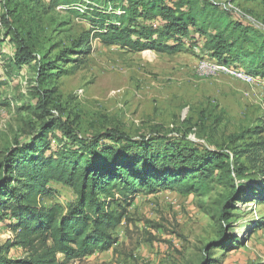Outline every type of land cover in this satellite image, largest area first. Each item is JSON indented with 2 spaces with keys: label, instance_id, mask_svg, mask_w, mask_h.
I'll list each match as a JSON object with an SVG mask.
<instances>
[{
  "label": "rangeland",
  "instance_id": "1",
  "mask_svg": "<svg viewBox=\"0 0 264 264\" xmlns=\"http://www.w3.org/2000/svg\"><path fill=\"white\" fill-rule=\"evenodd\" d=\"M79 1L69 7L58 0H0V56L6 60L0 64V160L15 140L26 143L39 127V92L51 89L47 110L82 136L113 129L138 140L157 134L185 137L222 150L231 160L237 157L235 169L247 170L240 177L235 171L234 191L216 184L206 195L167 189L139 194L126 206L112 248L69 264H264V151L256 164L245 152L264 139V132L256 134L264 129V78L249 84L206 65L218 61L202 44L176 54L129 53L91 38V50L77 54L74 43L95 26V11L87 10L92 3ZM235 4L264 29L263 0ZM15 35L34 58L20 69L10 63ZM48 60L55 69L47 70L44 82L37 68ZM52 186L55 193L43 198L44 206L58 203L67 209L75 202L73 189ZM224 207L230 213L226 222ZM13 236L0 224V246H9L5 255L27 256L21 247L8 245ZM227 237L241 243L230 250L215 247Z\"/></svg>",
  "mask_w": 264,
  "mask_h": 264
},
{
  "label": "trees",
  "instance_id": "2",
  "mask_svg": "<svg viewBox=\"0 0 264 264\" xmlns=\"http://www.w3.org/2000/svg\"><path fill=\"white\" fill-rule=\"evenodd\" d=\"M58 1L69 7L80 2ZM89 1L92 6L87 10L95 11V26L74 43L77 54L91 50V38L129 53L176 54L187 50L188 45L202 44L203 51L210 53L212 59L264 78V29L221 3ZM11 40L16 44L11 65L20 69L34 61L23 38L15 35ZM3 61L5 65L6 60ZM54 65V61L48 60L37 68L38 80L45 82L47 70L55 69ZM52 95L51 89L39 92V127L32 130L26 143L15 140V146L0 160V224L5 223L14 232L8 245L27 251V256L14 259L5 255L9 246H0V264H69L109 250L116 242L113 232L121 225L126 206L139 194L167 189L206 195L216 184L234 191L235 171L240 177L247 170L235 169L233 165L241 151L231 160L222 150L185 137L157 134L138 140L113 129L82 136L68 121L47 110ZM263 132L264 129L258 130L256 134ZM263 151L264 139L251 144L245 152L250 153L249 161L256 164L253 161ZM54 183L68 186L76 193L69 208L58 203L43 205V198L55 193ZM229 214L224 207L221 220L228 221ZM238 241L223 238L215 247L230 250L241 243Z\"/></svg>",
  "mask_w": 264,
  "mask_h": 264
},
{
  "label": "built area",
  "instance_id": "3",
  "mask_svg": "<svg viewBox=\"0 0 264 264\" xmlns=\"http://www.w3.org/2000/svg\"><path fill=\"white\" fill-rule=\"evenodd\" d=\"M217 3H221L223 4L226 8L243 15L242 10H240L239 7L236 6V4L233 2V0H211ZM255 23V22H254ZM256 26L261 27L259 24L255 23ZM4 61L2 60V57L0 56V64L3 65ZM206 65L209 66H214V68L223 71L231 76H234L236 78H239L241 80H243L244 82H247L249 84H254L256 82V77H254L253 75L248 74L245 71L242 70H237L231 66H227L226 64H220L218 62L211 63L209 61L206 62Z\"/></svg>",
  "mask_w": 264,
  "mask_h": 264
}]
</instances>
